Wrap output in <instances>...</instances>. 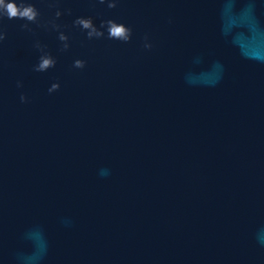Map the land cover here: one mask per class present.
Returning a JSON list of instances; mask_svg holds the SVG:
<instances>
[{
    "label": "water",
    "instance_id": "95a60500",
    "mask_svg": "<svg viewBox=\"0 0 264 264\" xmlns=\"http://www.w3.org/2000/svg\"><path fill=\"white\" fill-rule=\"evenodd\" d=\"M21 2L40 16L0 19L4 264H264V0Z\"/></svg>",
    "mask_w": 264,
    "mask_h": 264
},
{
    "label": "clouds",
    "instance_id": "9594fccd",
    "mask_svg": "<svg viewBox=\"0 0 264 264\" xmlns=\"http://www.w3.org/2000/svg\"><path fill=\"white\" fill-rule=\"evenodd\" d=\"M101 4L107 3L109 8H116L119 0H99ZM63 13L61 11L56 12V16L60 17ZM40 16V11L33 3H17V0H0V19L7 17L9 20L22 19L29 22H37ZM75 25L86 31L88 39L103 38L107 34V38L110 40H116L124 43H130L133 40L134 30L125 22H118L116 19L102 20L100 26L97 27L91 16H79L74 21ZM24 28H28V24L23 25ZM57 28L59 26H56ZM7 38V33L0 30V43ZM59 39L63 41L64 49L69 48V37L64 32H60ZM40 48V56L38 62L34 65V71L38 73L47 72L57 64V58L49 51H45L44 47L37 45ZM143 47L151 50L153 48L152 42L146 35L144 37ZM86 65V61L83 59H76L74 61V67L83 69ZM22 86V85H19ZM61 88L60 82H53L48 88L49 93H54ZM22 102H28V97L21 95ZM102 174H107V170H102ZM257 241L261 246H264V228H261L257 233ZM0 264H4V258L0 257Z\"/></svg>",
    "mask_w": 264,
    "mask_h": 264
}]
</instances>
